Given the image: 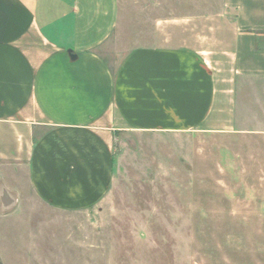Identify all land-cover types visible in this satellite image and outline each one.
Masks as SVG:
<instances>
[{
  "label": "crops",
  "instance_id": "obj_1",
  "mask_svg": "<svg viewBox=\"0 0 264 264\" xmlns=\"http://www.w3.org/2000/svg\"><path fill=\"white\" fill-rule=\"evenodd\" d=\"M223 5L221 50L107 59L118 0H0V192L88 210L111 190L117 132L263 136L264 0Z\"/></svg>",
  "mask_w": 264,
  "mask_h": 264
},
{
  "label": "rangeland",
  "instance_id": "obj_2",
  "mask_svg": "<svg viewBox=\"0 0 264 264\" xmlns=\"http://www.w3.org/2000/svg\"><path fill=\"white\" fill-rule=\"evenodd\" d=\"M118 3L107 59L221 50L233 33L223 0ZM114 156L111 190L88 210L2 190L0 264H264V135L117 132Z\"/></svg>",
  "mask_w": 264,
  "mask_h": 264
}]
</instances>
